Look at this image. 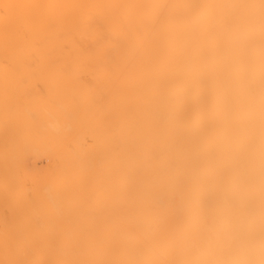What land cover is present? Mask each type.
Instances as JSON below:
<instances>
[{"label": "bare ground", "instance_id": "bare-ground-1", "mask_svg": "<svg viewBox=\"0 0 264 264\" xmlns=\"http://www.w3.org/2000/svg\"><path fill=\"white\" fill-rule=\"evenodd\" d=\"M0 264H264V0H0Z\"/></svg>", "mask_w": 264, "mask_h": 264}]
</instances>
